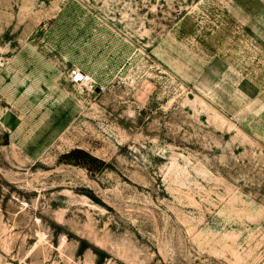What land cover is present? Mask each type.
<instances>
[{
  "label": "rangeland",
  "instance_id": "374dc122",
  "mask_svg": "<svg viewBox=\"0 0 264 264\" xmlns=\"http://www.w3.org/2000/svg\"><path fill=\"white\" fill-rule=\"evenodd\" d=\"M23 46L101 92L0 100V264H264V0H0Z\"/></svg>",
  "mask_w": 264,
  "mask_h": 264
},
{
  "label": "crops",
  "instance_id": "0c3cea01",
  "mask_svg": "<svg viewBox=\"0 0 264 264\" xmlns=\"http://www.w3.org/2000/svg\"><path fill=\"white\" fill-rule=\"evenodd\" d=\"M51 51L54 53L57 50ZM61 57L60 72L48 60L47 52L37 46H23L13 56L3 58L0 63V100L5 103L7 110L16 114L34 113L48 116L57 111H68L65 107H71L75 103L64 85L63 72L80 67L70 59ZM83 71L90 74L85 69ZM19 119L11 125L6 122L15 135L26 130V120ZM46 125L36 121L31 123L30 128L34 131L52 129Z\"/></svg>",
  "mask_w": 264,
  "mask_h": 264
},
{
  "label": "built area",
  "instance_id": "2783aa9c",
  "mask_svg": "<svg viewBox=\"0 0 264 264\" xmlns=\"http://www.w3.org/2000/svg\"><path fill=\"white\" fill-rule=\"evenodd\" d=\"M69 79L72 86L76 88L97 90L99 87L94 78L80 68H72L69 72Z\"/></svg>",
  "mask_w": 264,
  "mask_h": 264
},
{
  "label": "water",
  "instance_id": "95a60500",
  "mask_svg": "<svg viewBox=\"0 0 264 264\" xmlns=\"http://www.w3.org/2000/svg\"><path fill=\"white\" fill-rule=\"evenodd\" d=\"M97 92H101V89L98 88V89H97Z\"/></svg>",
  "mask_w": 264,
  "mask_h": 264
}]
</instances>
